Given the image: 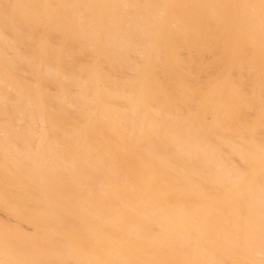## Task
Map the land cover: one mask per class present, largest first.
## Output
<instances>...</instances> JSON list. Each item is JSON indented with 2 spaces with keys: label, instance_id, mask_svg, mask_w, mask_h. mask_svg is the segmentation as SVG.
Instances as JSON below:
<instances>
[{
  "label": "bare ground",
  "instance_id": "obj_1",
  "mask_svg": "<svg viewBox=\"0 0 264 264\" xmlns=\"http://www.w3.org/2000/svg\"><path fill=\"white\" fill-rule=\"evenodd\" d=\"M0 264H264V0H0Z\"/></svg>",
  "mask_w": 264,
  "mask_h": 264
}]
</instances>
